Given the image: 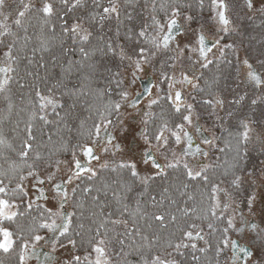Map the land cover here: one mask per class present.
<instances>
[{
	"label": "snow or ice",
	"instance_id": "1",
	"mask_svg": "<svg viewBox=\"0 0 264 264\" xmlns=\"http://www.w3.org/2000/svg\"><path fill=\"white\" fill-rule=\"evenodd\" d=\"M139 6L0 0V125L19 117L14 136L0 127V255L28 264L47 246L40 264H221L230 248L224 264H264V0ZM237 18L258 47L228 39ZM149 70L141 106L128 88ZM74 73L79 89L64 82ZM78 106L88 119L53 141L45 130L72 131Z\"/></svg>",
	"mask_w": 264,
	"mask_h": 264
},
{
	"label": "trees",
	"instance_id": "2",
	"mask_svg": "<svg viewBox=\"0 0 264 264\" xmlns=\"http://www.w3.org/2000/svg\"><path fill=\"white\" fill-rule=\"evenodd\" d=\"M200 12V9L199 8H195L193 10V15H198ZM207 16V10L205 9L204 11V18H206ZM126 27L128 26H131L129 25L127 22L125 24ZM248 26L247 25H244L243 27V34H244V37L249 39V40H252L253 38L251 36H254L253 33H251L252 31V28L251 27H246ZM123 31V30H122ZM53 54L57 55L58 57L60 56V52L58 49H54L53 50ZM46 59L50 60V56L46 54L45 56ZM71 59L73 60H76V59H79V55L78 53L77 54H73L71 56ZM63 61L66 63V61H64V58L61 57L60 58V61H58L57 63V67H55L54 69L52 68L51 64L49 65V71L50 72H53V73H59L60 72V68H59V63ZM23 67L24 65L22 64L21 65V72L23 71ZM109 67L112 68V71H115L116 68L115 66L113 65H109ZM215 69L213 68L211 71H214ZM211 71H208L205 73L206 76H210L211 75ZM225 72H231L233 76H235V71L232 70V69H227L225 68L224 69ZM40 75L43 76L44 75V71L41 70L40 71ZM65 84L67 85V87L69 89H79L80 88V85H81V82H82V77L78 76L77 74H73L71 77H69L68 79H66L65 81ZM51 83V81H50ZM92 86H99V87H103L104 84L101 83L100 81H93L92 82ZM41 87L43 88V84H41ZM85 91L87 90L86 88L84 89ZM12 92L15 93L16 92V89H15V85L13 84L12 85ZM66 101L70 104L71 101L68 100V98L66 97L65 98ZM12 100H13V103L15 105H17V110L19 107L23 106L22 105V102L19 98V95L16 94V95H13L12 96ZM259 108V107H258ZM261 109V108H259ZM5 115H7V112H6V108H5V104L3 102V98L0 97V118H3ZM90 116V112L87 110V106H78L75 110H74V119L70 122V127H72V131H69L67 128H61L59 129V131H57V129L54 127V126H49L45 131L46 132H50L52 133V139L53 141H59L61 138H64V139H71L75 136V127H73L74 125H78L80 123L81 120H86L88 119V117ZM19 117L16 116L15 114V111L11 114L10 116V120L8 121H5L2 125H0V127H3L4 131L5 132H9L10 133V128L13 127L15 125V121L18 119ZM90 123V121H89ZM21 127H23V125H21ZM37 129H39V124L37 125ZM10 135H13L14 134H11ZM37 139L38 141H42L44 143H47L48 142V137L47 135H44V136H41L39 131H37ZM75 139H73V143H75ZM228 159V156L226 154H222V161ZM2 163V162H0ZM222 171V169H221ZM210 176L214 175L213 173H209ZM215 175H218V173H216ZM199 198V197H198ZM223 225H218V227H222ZM208 257H214V251L213 250H210L209 253H208ZM0 259H4L6 261H11L12 264H15V257H4L3 255H0ZM203 262L204 264H207V258H203ZM222 264V262H221Z\"/></svg>",
	"mask_w": 264,
	"mask_h": 264
},
{
	"label": "rangeland",
	"instance_id": "3",
	"mask_svg": "<svg viewBox=\"0 0 264 264\" xmlns=\"http://www.w3.org/2000/svg\"><path fill=\"white\" fill-rule=\"evenodd\" d=\"M145 2H146V0H139L140 6L137 8V13H139L142 16H147L148 15V12L145 11L144 8H143V5L145 4ZM244 23H245V20H241V19L237 18V24L244 25ZM108 27H110L112 29V31L114 32L115 31V28H116V21L115 20L111 21L110 24L106 26V28H108ZM246 27H248V26H246ZM251 33L254 34V36H251L253 38L252 40H249V39H247L245 37L240 36V34H241L240 32L237 33V34H235L234 36L229 37L228 39L229 40L235 39L237 41L243 40L244 43H246V45H248V44H254V46H259L257 44V42H256L257 40L260 39L259 30L258 29L257 30H253L252 29ZM147 76L148 77H151L152 80H153V82L155 83V77L152 75L151 70H149V72H148L147 75H145L143 73L138 74V79H136L135 84L130 85L129 88H128L129 93H130V99L133 98V97H135V95H136L137 92H140V87H139L138 80L139 79H144ZM152 92H153V94L155 93V88H152ZM147 102H148V98L147 97L146 98H143L140 101V105L141 106H144V105L147 104ZM260 107H262V106H260ZM201 122L203 123V121H201ZM217 156H219L220 161H222V154L221 153H218V152H214L213 153V159L215 160ZM205 227H206V225H205ZM240 235L241 234H238V233H235V232H231L230 233V239H238L240 237ZM39 251H40L39 260H37L36 258H33V259H31V260L28 261V264H40V262L43 261V259H44V253L48 252L49 251V248L47 246H44L43 248H40ZM229 254H230V248L225 250V255L221 259L222 264H224V261L228 259ZM55 255L57 257H60L62 255V253L61 252H57Z\"/></svg>",
	"mask_w": 264,
	"mask_h": 264
},
{
	"label": "flooded vegetation",
	"instance_id": "4",
	"mask_svg": "<svg viewBox=\"0 0 264 264\" xmlns=\"http://www.w3.org/2000/svg\"><path fill=\"white\" fill-rule=\"evenodd\" d=\"M248 24V22L245 20V23H244V25H247ZM244 25H243V27H244ZM243 27L241 28V31H240V36H242V37H244V34H243ZM257 42V41H256ZM245 45H246V43H245ZM253 47H258V46H254V44H251ZM235 75H236V73H235ZM149 79H152L151 77H145L144 79H139L138 80V82H139V87H140V93L142 94V89L145 87V84H146V82L145 81H148ZM153 81V80H152ZM154 84V82L152 83V85ZM147 96H145V97H143V98H146ZM142 97H140V101L143 99ZM261 109H264V105H262V107H260ZM261 109H259V108H257V115L259 114V112L261 111ZM245 111H247V109H245ZM236 240H238V242L239 243H243L244 241L239 237L238 239H236ZM230 252H231V249H230Z\"/></svg>",
	"mask_w": 264,
	"mask_h": 264
},
{
	"label": "water",
	"instance_id": "5",
	"mask_svg": "<svg viewBox=\"0 0 264 264\" xmlns=\"http://www.w3.org/2000/svg\"><path fill=\"white\" fill-rule=\"evenodd\" d=\"M145 82H146L145 87L142 89L143 91L141 95L142 98L146 96V94H144V89L151 87L153 83L152 79H149L148 81H145Z\"/></svg>",
	"mask_w": 264,
	"mask_h": 264
}]
</instances>
